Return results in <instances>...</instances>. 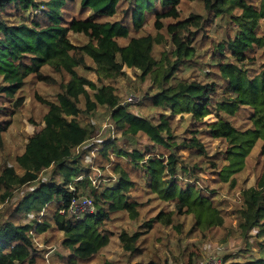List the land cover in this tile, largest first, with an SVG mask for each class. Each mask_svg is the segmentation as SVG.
Here are the masks:
<instances>
[{
    "label": "trees",
    "instance_id": "trees-1",
    "mask_svg": "<svg viewBox=\"0 0 264 264\" xmlns=\"http://www.w3.org/2000/svg\"><path fill=\"white\" fill-rule=\"evenodd\" d=\"M69 1L72 0H0V99H13L30 74L39 79L46 78L42 73L46 65L63 77L57 101L47 102L49 108L44 116L45 127L29 137L25 151L17 156V161L24 164L21 172L11 166L0 176L1 199H10L18 187L37 180L44 167L52 168V180L42 183L19 201L13 216L28 209L40 211L51 200L64 199L68 202L74 195H81L80 184H89L90 179L88 175L76 181L73 179L74 175L83 173L79 163L84 158L83 153L75 155L74 150L92 139L95 128L92 120L81 116L93 113L103 103L112 108L113 116H117L120 123L129 122V130L141 131L157 143L147 145L143 150H127L108 139L102 143L100 153L105 155L111 148L117 156L126 157L132 164L140 159L149 187L157 197L174 202L173 209L159 211L154 218L148 219L145 231L122 230L119 237L125 250L131 254L139 252V241L153 227L155 219L171 224L175 215L189 214L193 225L203 233L222 226L224 217L221 209L209 192L191 177H198L203 165L212 166L224 180H231L235 185L234 174L245 167L253 148L258 144L264 148V62L256 70L244 63L249 50L264 48V33L259 35L257 31L261 23L264 25V0H260L258 5L248 0H199L212 17L228 13L241 30L216 49L217 70L213 71L211 81L181 79L177 75L178 70L196 54L195 47L190 45L196 32H192L190 26L203 28L206 21L199 25V15L191 14L168 24L175 51L172 56L163 51L157 59L153 54L154 42L162 43L165 39L163 34L155 37L137 34L131 32L127 21L100 20V16L114 14L115 0H81L82 8H91L85 17L71 15L67 9ZM127 2L126 13L132 28H140L147 12L155 16L158 28L162 27L161 18L176 20L180 16L177 10L180 0ZM29 7L39 9L29 24H8L2 16L9 8L22 11ZM186 29L188 33L183 36ZM70 31L86 34L87 43L80 45L72 42ZM126 37L127 42L120 41ZM28 55L30 62L26 61ZM86 55L96 64L100 86L77 71L79 66H89ZM125 64L149 75L156 85L157 91L150 96L153 104L170 111L161 114L160 123H152L120 104L109 81L124 72ZM23 102L24 98L20 96L16 105L20 106ZM242 106L251 108L250 127L245 129L234 125L232 120ZM213 110L218 119L208 125V133L224 141V160L211 161L204 143L196 134L180 143L183 148H194L187 157L177 154L174 144H163L160 133L169 131L171 119L176 114L187 112L201 118ZM7 129L8 121L0 119V140ZM115 168L121 173V181L101 192L92 187L91 196L99 207L96 213L71 219L59 211L60 204L52 211L53 224L64 232L62 243L69 249L70 256L76 259L88 260L110 243L112 231L107 222L112 213L126 210L131 218L140 216L137 201L128 194L132 180L126 168L119 163ZM57 175H62L63 180L57 182ZM71 183L76 190L70 189ZM241 197V230L249 232L257 228V234L264 233V175L256 185L244 188ZM102 203L107 205L106 208L103 205L104 210ZM50 225L48 222L39 223L36 230L44 231ZM32 228L31 224L19 222L16 218L0 223V264L35 261L34 251L37 252V248L30 235ZM148 264L157 262L152 260ZM248 264H264V258L248 261Z\"/></svg>",
    "mask_w": 264,
    "mask_h": 264
},
{
    "label": "rangeland",
    "instance_id": "rangeland-1",
    "mask_svg": "<svg viewBox=\"0 0 264 264\" xmlns=\"http://www.w3.org/2000/svg\"><path fill=\"white\" fill-rule=\"evenodd\" d=\"M248 2L258 5L260 0H248ZM68 5L70 7L67 9L70 14L77 17H85L91 12V8L81 7V0L69 1ZM115 5L114 14L100 16V20L127 21L131 32L137 34H150L152 37L159 33L163 34L165 39L162 43L154 42L153 54L157 59H160L163 51L169 52L171 56L175 51L171 33L168 31L170 22L191 14L199 15L198 18L201 21L199 25H202L204 20L206 21L205 24L203 23V28H199L197 25L190 26L191 31L196 32L194 41L190 43L195 47L196 54L188 64L178 70L177 75L181 79L211 81L214 77L213 71L217 70V61L214 56V53L217 52L216 49L221 48L227 39L241 33L239 25L228 13L212 17V14H208L199 0H180L177 8L180 16L176 20L171 17L161 18V28L157 27L155 16L148 12L145 14L140 28H132V22L128 21L126 13L127 0H115ZM34 13H39L37 7H29L22 11L9 8L2 13V16L8 24L22 25L29 24ZM257 31L259 35L264 33L262 23ZM187 33L188 30H184L183 36ZM69 37L72 42L80 45L86 44L88 41V36L82 32L70 31ZM120 41L127 42L128 38ZM263 49L255 47L253 50H249L245 65L256 70L264 62ZM30 59L29 55L26 56L27 62H30ZM86 62L89 66H79L77 71L100 86L95 62L88 55H86ZM123 71L122 74L109 81L120 99V104L152 123H160L161 114H168L170 111L153 104L150 96L154 95L157 88L149 75H144L141 70L126 64ZM42 73L46 78L39 79L35 74H30L22 89L16 93L13 99H0V119L8 121V129L0 140V176L11 166L21 172L24 164L17 161V156L25 151L29 137L45 127L44 116L49 108L47 102L57 101L59 91L62 89L63 77L51 67L44 66ZM1 81L2 75L0 74ZM20 96L24 98V102L17 106L16 100ZM129 96H134L130 102ZM250 113V107L242 106L232 117L234 125L242 129L250 127ZM81 117L89 119L88 121L92 120L95 128L92 139L86 145H82L80 149L74 150L75 155L83 153L84 158L79 163L83 173L79 176L74 175L73 179L76 181L86 175L90 179L89 184H80L79 192L81 195H88L93 200L92 187L101 192L105 188L116 185L121 181V173L115 168L119 163L126 168L132 180L128 194L137 201L140 216L131 218L126 210L112 213L111 219L107 222V227L112 231L110 243L88 260L70 256L69 249L62 243L64 232L57 229L52 221V211L57 207V201L47 202L40 211L28 209V211L18 212L13 216L19 201H22L35 188H39L42 183L52 180V168L44 167L37 180L18 187L14 191L13 197L5 201L0 197V223L16 218L19 222L29 223L33 226L30 235L37 252L34 251L35 261L26 264H148L152 260L157 264H248V261L264 258V233L257 234V228L245 232L239 226L240 207L243 204L241 191L256 185L258 179L262 174L264 175V148L261 144H258L250 152L245 167L234 174L235 185H232L231 180H224L220 172L212 166L203 165L199 176L191 177L193 181H197L204 190L209 192L214 203L221 209L224 217L222 226L203 233L193 225L194 221L189 214L175 215L171 224H167L161 219H155L153 227L147 230L139 241V252L131 254L124 248L119 237L120 232L122 230L145 231L147 229L146 221L154 218L159 211L173 209L174 202L162 200L149 187L148 177L140 166L142 163L140 159L132 164L126 157L117 156V152L111 148H108L105 155L101 154L99 149L102 143L108 139L115 141L116 146L127 150L134 148L143 150L147 145L157 142L141 131L129 130V122L120 123L118 117L113 116L112 108L103 103L93 113H85ZM217 119L214 110L201 118L193 117L187 112L178 113L173 120L171 119L172 124L169 131L164 130L160 133L164 139L163 144H174L177 154L187 157L194 148H183L180 143L185 138L196 134L204 143L211 161L224 160L222 155L224 141L212 137L208 133V125ZM123 124L124 127H122ZM62 180V175L56 176L57 182ZM93 203L91 213H96L99 207L94 200ZM103 205L105 208L107 205L102 203L104 210ZM42 222H48L51 225L47 226L44 231H37V224Z\"/></svg>",
    "mask_w": 264,
    "mask_h": 264
},
{
    "label": "built area",
    "instance_id": "built-area-1",
    "mask_svg": "<svg viewBox=\"0 0 264 264\" xmlns=\"http://www.w3.org/2000/svg\"><path fill=\"white\" fill-rule=\"evenodd\" d=\"M133 98L134 96H129V102L132 101ZM81 146H78L77 148L80 149ZM70 189L73 191L76 190V187L73 183L70 184ZM57 203L58 205H61L59 211L71 219H79L84 217L87 213L92 212V208L94 206L93 200L86 194L74 195L68 202H65L64 199H60L57 201Z\"/></svg>",
    "mask_w": 264,
    "mask_h": 264
}]
</instances>
